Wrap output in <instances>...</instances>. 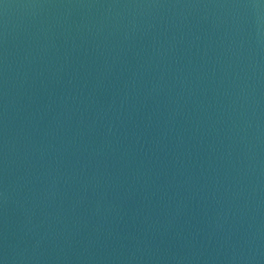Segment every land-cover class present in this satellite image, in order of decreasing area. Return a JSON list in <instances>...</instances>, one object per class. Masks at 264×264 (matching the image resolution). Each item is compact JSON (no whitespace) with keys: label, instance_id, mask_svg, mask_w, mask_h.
<instances>
[{"label":"water","instance_id":"water-1","mask_svg":"<svg viewBox=\"0 0 264 264\" xmlns=\"http://www.w3.org/2000/svg\"><path fill=\"white\" fill-rule=\"evenodd\" d=\"M0 264H264V0H0Z\"/></svg>","mask_w":264,"mask_h":264}]
</instances>
